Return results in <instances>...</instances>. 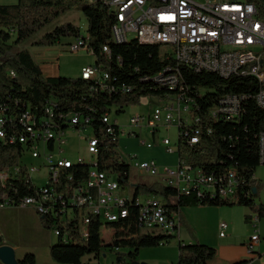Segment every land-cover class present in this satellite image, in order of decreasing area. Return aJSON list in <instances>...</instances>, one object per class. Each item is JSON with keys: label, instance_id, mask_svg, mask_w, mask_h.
<instances>
[{"label": "trees", "instance_id": "trees-1", "mask_svg": "<svg viewBox=\"0 0 264 264\" xmlns=\"http://www.w3.org/2000/svg\"><path fill=\"white\" fill-rule=\"evenodd\" d=\"M247 1L258 4L264 18V0ZM80 4L89 24L85 35L80 27L67 22L45 34L36 45L53 46L64 39L75 41L88 36L95 64L109 75L105 83L81 77L46 78L30 52L19 48ZM115 24L114 12L99 0H18L15 5H0V109L7 118L8 133L26 132L21 123L26 114L32 116L36 130L48 122L51 127L66 131L73 116L88 121V127L99 139V168L114 173L123 189L129 180L130 166L117 152L121 128L115 122L106 124L105 118L111 116L113 110L121 114L125 108L140 105L146 98L165 101L183 95L190 100L191 112L190 120H184L178 130L179 162L185 155L189 165L215 177L234 172L238 182L235 206L248 207L259 221L264 220V203H255L261 188L255 174L261 165L259 140L264 133V109L257 102L260 82L251 76L223 79L219 74L195 71L181 65L172 54H162L156 45H143L138 41L116 43L112 36ZM104 48H108L109 55ZM174 74H177L176 87L160 82ZM228 97L239 100L235 113L222 110ZM195 137L198 141L193 145L191 138ZM22 152L23 147L18 144L0 143V168L18 165ZM89 169L91 163L83 161L75 163L67 173L73 175L78 185L87 180ZM6 191L11 196L18 195V202L21 197H33L38 188L23 174L12 181ZM141 196L161 197L164 202L158 199L159 203L168 212L178 214L183 208L233 206L212 199L207 191L199 189L181 195L175 188L158 182L139 184L126 205L128 216L105 225L96 215H89V235L85 239L80 234L78 216L59 221V204L54 215L40 216L47 230H59V236H55L57 242L50 248L52 260L58 264H82L84 257H98L104 248H111L128 249L127 255L118 254L117 263L132 264L141 250L171 243L176 238L173 235L140 231L138 200ZM180 220L184 222L181 216ZM246 221L251 224L252 216L247 215ZM104 227L113 231L108 244L102 238ZM179 242L178 264H208L217 254L215 248L199 242ZM244 263L246 261L237 264ZM20 264L27 262L20 261Z\"/></svg>", "mask_w": 264, "mask_h": 264}, {"label": "built area", "instance_id": "built-area-1", "mask_svg": "<svg viewBox=\"0 0 264 264\" xmlns=\"http://www.w3.org/2000/svg\"><path fill=\"white\" fill-rule=\"evenodd\" d=\"M108 5L116 16V24L112 29L114 40H137L143 45L159 46L162 54L167 50H174V58L181 64L195 71H206L219 74L222 78L232 76L255 77L261 84L257 101H261L264 109V18L258 4L247 0H99ZM133 35V39L130 36ZM87 39H79L69 43L68 52L77 54L84 51L93 56ZM165 47V49H162ZM104 52L109 55L108 48ZM81 78L86 81L105 83L109 75L102 71L95 63L82 69ZM160 82L176 87L177 76L160 79ZM176 91V89L174 90ZM183 95L162 101V107L157 108L153 115H139L131 120L132 127H139L147 120L152 135L161 125L169 128L175 125L178 130L190 120V100ZM177 103V107H176ZM239 100L228 97L224 101L223 111L235 113ZM49 113L50 110L48 109ZM189 116V118H188ZM36 121V120H35ZM105 123L112 122L111 116L105 118ZM21 123L26 132L20 135H10L6 129L7 118L0 109V143L4 145L18 144L23 147L20 161L27 153L32 159L41 160L36 166L18 164L0 168V209L6 207L31 208L39 216L55 214L57 205H61L59 221L65 222L78 216L80 234L83 238L89 235L90 217L96 215L105 224L115 223L128 216L126 205L132 198L122 195L117 176L98 166L99 139L93 131V137L88 143L89 159L91 162L87 180L75 185L73 175L68 174L74 162L63 157L66 145V132L69 129L80 130L88 127V121L73 116L68 122V129L61 131L46 122L45 126L36 130L30 114L22 117ZM119 126V125H118ZM121 128V127H120ZM122 133V130H121ZM198 141V138H191ZM52 145V148L49 147ZM163 145L170 153V139L163 140ZM260 164L264 165V133L260 140ZM43 147V149H41ZM58 147L59 156L55 155ZM152 148V145H147ZM78 160V159H77ZM140 172L159 179V183L175 188L181 195H189L192 190L207 191L212 199L235 206L238 202V182L236 174L229 172L215 177L207 175L200 168L189 165L182 160L176 169L160 168L154 162L135 163ZM48 169V181L45 184L33 183L32 176ZM25 175L37 188L33 197H21L18 202L16 196H11L6 190L12 181ZM15 190V189H14ZM16 194H19L15 190ZM140 206V231L152 233L160 231L166 235L180 233V216L176 212H168L156 199L142 198L138 200ZM77 211L79 212L77 215ZM253 226L260 222L252 215ZM220 239L227 237L228 225L222 223L219 228ZM59 236V230L52 231ZM181 241V237L178 238ZM247 244V243H246ZM264 244V237L259 231L249 239L252 254H258L257 259H251L244 264H258L262 256L254 250L256 245ZM261 264H264L261 263Z\"/></svg>", "mask_w": 264, "mask_h": 264}, {"label": "rangeland", "instance_id": "rangeland-1", "mask_svg": "<svg viewBox=\"0 0 264 264\" xmlns=\"http://www.w3.org/2000/svg\"><path fill=\"white\" fill-rule=\"evenodd\" d=\"M198 1L203 2L204 0ZM17 2L18 0H0V5H13L17 4ZM67 22L73 23L76 26L80 27L82 33L86 34L89 24L82 11V4L77 5L72 11L68 12L66 15L62 16L54 23L40 31L34 36V39L39 40L45 34L53 31L57 26ZM130 39H133V35L130 36ZM69 40L70 39H64L62 40V43ZM30 41L31 40L26 41L25 44L30 43ZM19 48L22 49L21 47ZM62 49L64 48L60 47L59 44L55 46V50L58 51V54H60V51H62ZM162 49H165V47H162ZM62 55L63 57L60 60L62 69H64L66 72H68V74L71 75H75L79 72V70L81 71V67H86L88 65L94 64L95 62V58L91 54H88L84 51H81L77 54L62 52ZM162 106V100L156 98H148L144 99L140 105L125 108L124 112L121 114L117 115L115 113V110L112 111V122H115L117 125H119L122 130L121 136L119 138L117 152L119 153L122 161L130 166L129 180L125 184V188H123L122 190L123 196L133 198L137 185H150L154 182L159 181L158 178L140 172L139 169L135 166L136 162H154L160 168V170H164L166 168L176 169L179 165V135L178 128L175 125H172L169 128L161 125L160 127H158V131L156 132L155 136L152 135V129L148 127L147 120L142 121L139 127L131 126V120L133 118L139 115H144L145 117H148V115H153L154 111L157 108H161ZM92 137L93 131L89 127L82 128L80 132H78V130L69 129L66 132L67 140L66 145L64 146L65 153L63 154V157H67L68 159L75 162L83 160L86 163H91L89 161H85V159H89L88 143ZM165 139H170L171 148L174 150L173 153H170L167 150V147L163 145V140ZM147 145H152V148H148ZM41 149H43V147H41ZM58 150V147H56L54 153L56 156L60 157V155L58 154ZM185 158L186 156L184 155L183 159L187 160ZM41 162V160L32 159L31 153H27L20 161V164L38 167ZM255 174L256 179L261 185L259 197L255 199V203H264V165H260ZM48 176V169L43 167L42 171H39L32 176V181L37 185H42L48 181ZM141 198H144V196H141ZM157 199L164 202L161 197H158ZM199 208L213 209L199 212L192 210V214L195 213L192 218V223L190 224L187 222L186 224H183L180 228V233L175 232L176 238H174L168 245L163 246L164 249H169V253L171 256H173L174 254V246L177 245V242L179 241L178 238L181 237V235L182 237L184 236V239H189L192 234L193 236H195V238H197L196 235L197 232H199L202 235V241L217 246L220 251L221 249H223L220 252L223 258L229 257L231 253H234L236 257L240 256L247 259L248 261L258 258V254L251 253V249L249 248V246H242L245 243L248 244L249 239L256 233V231H259L260 234L264 237V220L257 222L256 226H253L246 221L247 215H253V211L250 208L243 206ZM35 215L40 219V222L43 225L41 217L37 213ZM184 222H186L185 218ZM222 223H226L228 225V230L226 233L227 238L225 239H220L219 237V228ZM49 233L52 235L54 242H57V238L53 235L54 233ZM112 234V229H108L105 227L103 228L102 238L105 241V244H108L111 241ZM254 250H256L257 253L260 252V255L262 256V258L260 260H257L256 262L258 264L263 263L264 244H262L261 246L256 245V247H254ZM128 252V249L113 250L111 248H104L98 257L95 255L84 257L82 259V264H118V254L127 255ZM121 264H127V262H123Z\"/></svg>", "mask_w": 264, "mask_h": 264}, {"label": "crops", "instance_id": "crops-1", "mask_svg": "<svg viewBox=\"0 0 264 264\" xmlns=\"http://www.w3.org/2000/svg\"><path fill=\"white\" fill-rule=\"evenodd\" d=\"M15 5V4H13ZM85 35V34H84ZM30 39V43L23 44L22 49L28 50L32 55L35 63L39 66L42 74L46 78H80L81 71L75 75L68 74L64 69H62L60 60L63 57L62 52H68L66 46L73 42V39H70L67 42L59 44L60 47H63L60 54L55 50V46H37L36 43L39 40ZM95 61V60H94ZM95 63V62H94ZM92 65V64H91ZM148 99V98H146ZM67 158V157H66ZM68 159V158H67ZM70 160V159H69ZM213 208H199L191 207L182 209L179 216L185 218L186 222H181L183 224L192 223V218L195 213L192 214V210L196 212L212 210ZM31 208H22V207H6L0 209V235L2 239L0 240V247L9 246L15 253L17 258L20 261H26L27 264H58L54 262L50 256V248L55 243L52 235L49 233L51 231L47 230L40 219L36 217V213L32 211ZM193 211V212H195ZM192 214V215H191ZM191 215V217H190ZM183 218V220H184ZM180 227V228H181ZM181 231V230H180ZM53 234V232H51ZM54 235V234H53ZM55 236V235H54ZM195 236H190L189 239L182 237L181 240L186 244H192L199 242L211 247H214L217 250V254L213 260L208 262V264H237L242 261H247V259L240 256H235L234 253H231L229 257H224L221 255V251L217 246L210 244L208 242L201 240V233L197 232ZM227 238V237H226ZM179 244L174 246V254L170 255L169 249H164L161 245L157 248H147L140 251L139 256L136 260L132 261V264H178L179 259ZM168 245V244H166ZM242 246H245L244 244ZM153 250V251H152ZM151 251V252H150ZM150 252V253H147ZM130 262V261H129ZM0 264H4L0 261ZM129 264V263H128Z\"/></svg>", "mask_w": 264, "mask_h": 264}, {"label": "water", "instance_id": "water-1", "mask_svg": "<svg viewBox=\"0 0 264 264\" xmlns=\"http://www.w3.org/2000/svg\"><path fill=\"white\" fill-rule=\"evenodd\" d=\"M133 41L137 40L135 39ZM254 193H256V189H254ZM0 261L4 264H20V260L17 258L15 251L9 246L0 247Z\"/></svg>", "mask_w": 264, "mask_h": 264}, {"label": "bare ground", "instance_id": "bare-ground-1", "mask_svg": "<svg viewBox=\"0 0 264 264\" xmlns=\"http://www.w3.org/2000/svg\"><path fill=\"white\" fill-rule=\"evenodd\" d=\"M116 43H124V42H128L129 40H114ZM166 53H168V54H172L173 55V57H174V50H167L166 51ZM178 74V73H177ZM177 74H174V75H171V76H177ZM171 76H168V77H164V78H162V79H169ZM258 102V104L261 106V101H257ZM191 143L194 145V144H196L197 143V141H191ZM81 162H83V160H79V161H77V162H74V164L75 163H81ZM164 234H166V233H164Z\"/></svg>", "mask_w": 264, "mask_h": 264}]
</instances>
